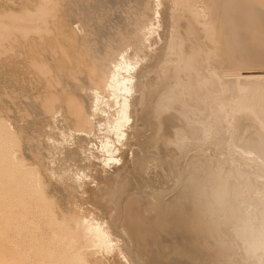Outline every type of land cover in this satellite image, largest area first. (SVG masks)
<instances>
[{
	"label": "bare ground",
	"instance_id": "1",
	"mask_svg": "<svg viewBox=\"0 0 264 264\" xmlns=\"http://www.w3.org/2000/svg\"><path fill=\"white\" fill-rule=\"evenodd\" d=\"M263 63L264 0H0V264H264Z\"/></svg>",
	"mask_w": 264,
	"mask_h": 264
},
{
	"label": "rangeland",
	"instance_id": "2",
	"mask_svg": "<svg viewBox=\"0 0 264 264\" xmlns=\"http://www.w3.org/2000/svg\"><path fill=\"white\" fill-rule=\"evenodd\" d=\"M261 67H264V63L262 64ZM1 72H2V70H1V68H0V74H1ZM0 77H1V75H0ZM1 79H2V78H0V83H1ZM30 109L32 110V112H34V108H30Z\"/></svg>",
	"mask_w": 264,
	"mask_h": 264
}]
</instances>
